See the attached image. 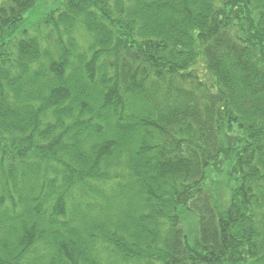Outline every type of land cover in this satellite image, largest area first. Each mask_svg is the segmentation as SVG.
Wrapping results in <instances>:
<instances>
[{"label":"trees","instance_id":"obj_1","mask_svg":"<svg viewBox=\"0 0 264 264\" xmlns=\"http://www.w3.org/2000/svg\"><path fill=\"white\" fill-rule=\"evenodd\" d=\"M41 1L0 0V264H264V0Z\"/></svg>","mask_w":264,"mask_h":264},{"label":"rangeland","instance_id":"obj_2","mask_svg":"<svg viewBox=\"0 0 264 264\" xmlns=\"http://www.w3.org/2000/svg\"><path fill=\"white\" fill-rule=\"evenodd\" d=\"M59 1L60 0H42L38 8L34 10V15H38L37 13L43 15L44 13H46L47 10L50 11L52 10V8L54 9L55 6L59 3ZM234 186H235V181L229 175L224 174L216 178V183H215V187L217 189L216 192H218L219 194L220 193L224 194L223 198L226 200H229L231 198V193H232L231 190L233 189ZM193 227H194L193 225L192 226L189 225L191 231H193Z\"/></svg>","mask_w":264,"mask_h":264}]
</instances>
